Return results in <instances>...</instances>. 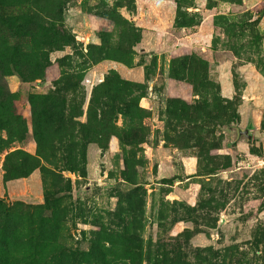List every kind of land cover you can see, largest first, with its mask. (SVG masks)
I'll return each instance as SVG.
<instances>
[{
  "label": "rangeland",
  "instance_id": "obj_1",
  "mask_svg": "<svg viewBox=\"0 0 264 264\" xmlns=\"http://www.w3.org/2000/svg\"><path fill=\"white\" fill-rule=\"evenodd\" d=\"M0 264H264V0H0Z\"/></svg>",
  "mask_w": 264,
  "mask_h": 264
},
{
  "label": "water",
  "instance_id": "obj_2",
  "mask_svg": "<svg viewBox=\"0 0 264 264\" xmlns=\"http://www.w3.org/2000/svg\"><path fill=\"white\" fill-rule=\"evenodd\" d=\"M243 133L248 136L247 130H243Z\"/></svg>",
  "mask_w": 264,
  "mask_h": 264
}]
</instances>
